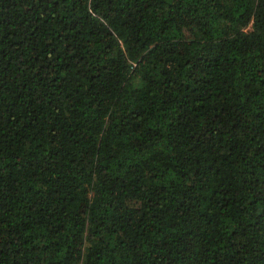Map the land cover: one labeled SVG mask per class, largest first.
Masks as SVG:
<instances>
[{
  "label": "trees",
  "instance_id": "1",
  "mask_svg": "<svg viewBox=\"0 0 264 264\" xmlns=\"http://www.w3.org/2000/svg\"><path fill=\"white\" fill-rule=\"evenodd\" d=\"M0 264H264V0H0Z\"/></svg>",
  "mask_w": 264,
  "mask_h": 264
}]
</instances>
